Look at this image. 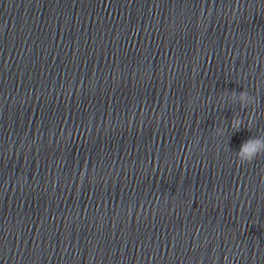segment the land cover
Wrapping results in <instances>:
<instances>
[{
  "label": "water",
  "instance_id": "obj_1",
  "mask_svg": "<svg viewBox=\"0 0 264 264\" xmlns=\"http://www.w3.org/2000/svg\"><path fill=\"white\" fill-rule=\"evenodd\" d=\"M162 0H0V264H133Z\"/></svg>",
  "mask_w": 264,
  "mask_h": 264
},
{
  "label": "clouds",
  "instance_id": "obj_2",
  "mask_svg": "<svg viewBox=\"0 0 264 264\" xmlns=\"http://www.w3.org/2000/svg\"><path fill=\"white\" fill-rule=\"evenodd\" d=\"M238 97L245 98L250 102H255L254 98L250 97L246 91L239 94L233 92L230 95H228L227 99L230 102L235 103ZM223 100L224 97L221 102H223ZM247 104L248 103H243L241 104V107H246ZM241 125H242V120L238 117H234L233 120L231 121V127L236 131H238L241 128ZM217 132H220V130L217 129ZM262 147H264V136L252 137L244 143L242 151L236 153L237 158L241 163L251 162L257 155L264 153V151L260 150ZM244 153H248V155L245 157Z\"/></svg>",
  "mask_w": 264,
  "mask_h": 264
}]
</instances>
